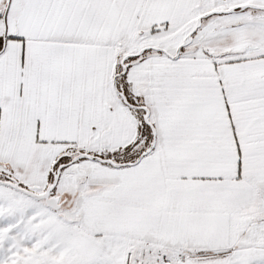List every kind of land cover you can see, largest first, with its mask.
<instances>
[{"label": "snow or ice", "instance_id": "obj_1", "mask_svg": "<svg viewBox=\"0 0 264 264\" xmlns=\"http://www.w3.org/2000/svg\"><path fill=\"white\" fill-rule=\"evenodd\" d=\"M0 264H264V0H0Z\"/></svg>", "mask_w": 264, "mask_h": 264}]
</instances>
